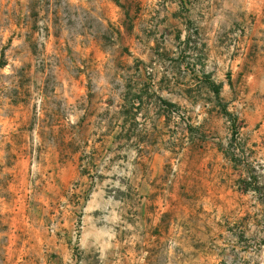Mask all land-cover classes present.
<instances>
[{"label": "rangeland", "instance_id": "obj_1", "mask_svg": "<svg viewBox=\"0 0 264 264\" xmlns=\"http://www.w3.org/2000/svg\"><path fill=\"white\" fill-rule=\"evenodd\" d=\"M0 264H264V0H0Z\"/></svg>", "mask_w": 264, "mask_h": 264}, {"label": "crops", "instance_id": "obj_2", "mask_svg": "<svg viewBox=\"0 0 264 264\" xmlns=\"http://www.w3.org/2000/svg\"><path fill=\"white\" fill-rule=\"evenodd\" d=\"M207 84H209L210 86L212 85V86H214V87H216L217 89H219V91H220V96L219 97H216V102L218 103L217 105H219V106H222L223 105V99L221 98V89H220V86L219 85H217V84H213V83H211L210 82V80L209 81H207ZM228 111H225L224 112V114H228V115H230L229 114V112L227 113Z\"/></svg>", "mask_w": 264, "mask_h": 264}, {"label": "trees", "instance_id": "obj_3", "mask_svg": "<svg viewBox=\"0 0 264 264\" xmlns=\"http://www.w3.org/2000/svg\"><path fill=\"white\" fill-rule=\"evenodd\" d=\"M211 87V89L217 94V97H219L220 96V91H219V89H217L216 87H214V86H210ZM254 179H256V177L254 176L253 177Z\"/></svg>", "mask_w": 264, "mask_h": 264}]
</instances>
